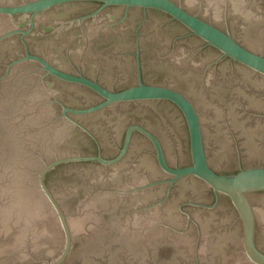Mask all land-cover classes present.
<instances>
[{"label":"flooded vegetation","instance_id":"1","mask_svg":"<svg viewBox=\"0 0 264 264\" xmlns=\"http://www.w3.org/2000/svg\"><path fill=\"white\" fill-rule=\"evenodd\" d=\"M172 1L229 32L247 49L262 53L263 48L260 52L251 49L237 34L254 41L260 40L263 32H244L242 21L230 14L227 3L223 14H216L209 0ZM100 6L95 2L77 3L43 14L24 38L28 53L62 73L83 77L111 92L138 86L139 82L172 90L194 106L212 170L234 175L241 168L264 166L263 77L222 57L167 14L126 11L123 7L98 12ZM28 25V18L20 19L9 31H28ZM20 37L19 33L12 36L17 49L11 55L14 59L25 55ZM9 53L1 51L0 55ZM10 61L5 59L1 69ZM16 73L49 87L55 116L63 110L58 101L69 109L103 102L92 90L48 76L34 62L25 63ZM71 118L91 135L81 132L85 139L80 147V130L72 126L64 154L114 159L123 147L126 132L136 126L159 140L170 169L192 164L186 119L170 101L122 103L82 120ZM89 165L90 175L115 176L123 185L91 188L90 226L87 231L72 230L70 264H209L208 259L212 264H252L243 247L239 214L229 197L215 194L194 177L172 187L156 185L173 177L159 167L153 145L142 134L133 133L128 152L117 166ZM46 183L62 208L72 209V217H76L78 207L85 204L77 202L79 189L71 186L70 193L60 192L64 191L62 185L78 183V166L57 167L48 174ZM99 199L104 201L97 202ZM248 199L255 217L256 248L264 254V191L249 194ZM89 242L90 252L85 249Z\"/></svg>","mask_w":264,"mask_h":264},{"label":"water","instance_id":"2","mask_svg":"<svg viewBox=\"0 0 264 264\" xmlns=\"http://www.w3.org/2000/svg\"><path fill=\"white\" fill-rule=\"evenodd\" d=\"M253 1L250 4L247 0H209V5L218 11L216 14H223V7L226 9L227 3L230 14L237 15L242 21L244 32H263L260 40L254 41L246 40L240 32L237 34L251 49L260 52L263 48L261 54L242 46L229 32L188 13L172 0H0V54L1 51H10L8 56L0 55V264H70L73 232H82L90 226V201L93 202L90 200L91 188L123 185L115 176L103 177L100 173L90 175L88 163L117 166L126 156L135 132L151 142L159 167L173 177L167 182L159 181L156 185L169 184L172 187L185 178L194 177L212 188L215 194L229 197L242 223L243 247L248 260L252 264H264V254L255 244V217L248 199L249 194L264 191V166L241 168L234 175L217 174L207 161L198 114L183 96L141 82L123 91H108L83 77L62 73L41 58L30 55L24 41L43 14L58 11L67 5L100 3L98 12L110 7H123L126 11L153 10L167 14L207 46L218 50L222 57L245 68L246 72L264 78V5L261 3L264 0ZM24 18L29 19L28 31H9ZM17 33L21 34L25 55L14 59L11 55L17 53V49L13 45L12 36ZM8 58L12 61L2 70L1 65ZM30 61L39 64L48 76L94 91L103 102L93 107L69 109L58 101L63 110L60 116H55L52 102L49 101V87L44 88V83L31 76L16 73L17 68ZM45 89L48 94L44 92ZM154 100L170 101L184 115L190 137L191 166L170 169L159 140L147 130L136 126L128 129L123 147L114 159L63 153V147L72 135V126L80 130V147L85 139L81 132L89 137L91 135L90 130L80 122L76 123L71 116L82 120L117 104ZM67 164L78 166V183L62 185L64 191L60 193H70L72 187L79 189L77 202L85 204L78 207L79 214L76 217H72V209L62 208L60 199L46 183L51 171ZM85 249L90 252V242ZM207 262L213 263L211 259Z\"/></svg>","mask_w":264,"mask_h":264}]
</instances>
